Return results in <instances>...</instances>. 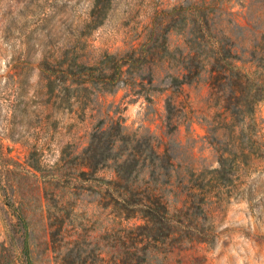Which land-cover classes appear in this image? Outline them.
I'll list each match as a JSON object with an SVG mask.
<instances>
[{"label": "rangeland", "instance_id": "374dc122", "mask_svg": "<svg viewBox=\"0 0 264 264\" xmlns=\"http://www.w3.org/2000/svg\"><path fill=\"white\" fill-rule=\"evenodd\" d=\"M200 1L111 0L103 24L81 38V61L125 55L144 42L158 11ZM92 6L93 0H0V264L25 261V231L35 264H115L120 237L142 223L115 200L133 191L135 199L155 193L179 201L190 181L186 169L198 175L218 168L231 145V119L216 105L207 73L177 88L162 64L152 68V84L145 71V80L103 92L42 71L43 59L52 63L73 49ZM228 8L246 25L245 9ZM258 15L264 19V10ZM242 34L260 40L264 28ZM170 41L180 43L176 35ZM255 119L264 133V101ZM96 148L109 160L90 166L89 149ZM126 159L131 172L121 179L117 166ZM105 181L119 184L109 189ZM192 183H200L198 176ZM221 209L213 243L163 246L145 264H264V161L253 162Z\"/></svg>", "mask_w": 264, "mask_h": 264}, {"label": "trees", "instance_id": "16d2710c", "mask_svg": "<svg viewBox=\"0 0 264 264\" xmlns=\"http://www.w3.org/2000/svg\"><path fill=\"white\" fill-rule=\"evenodd\" d=\"M110 2L93 0L88 22L78 36L74 35L73 49L52 63L43 59L41 70L79 89L92 87L103 92H113L121 82L143 81L145 71L152 84V68L162 64H168L171 84L177 88L192 85L207 73V83L217 96L216 105L231 119L226 125L231 145L219 155V167L202 170L198 175L186 169L184 177L190 181L182 185L181 200L165 199L155 193L135 199L129 189L123 199L115 200L125 214L131 211L127 217L142 222L120 237L115 264H145L150 254L163 246L177 242L213 243L215 218L231 198L235 183L251 172L254 161H264V133L255 119L256 107L264 101V37L247 40L242 34L250 27L256 31L264 28V19L256 16L264 10V0H201L158 11L138 48L121 56L106 53L94 65L86 64L81 61L79 43L85 34L103 24ZM231 3L246 10V25L229 10ZM171 35L179 37L180 43L172 44ZM113 149L115 145L110 146V151ZM89 151L94 153L89 157L90 166L108 162L109 157L98 152V148ZM127 163L128 159L117 166L119 177L131 172ZM194 176H198L199 184L192 183ZM105 184L113 189L119 183ZM16 216L26 229L22 216ZM24 236L25 261L21 264H35L30 257L27 231Z\"/></svg>", "mask_w": 264, "mask_h": 264}]
</instances>
